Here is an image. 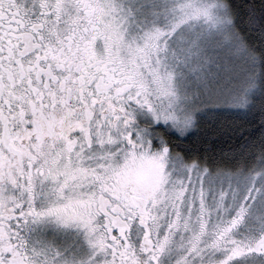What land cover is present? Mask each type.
<instances>
[{
  "label": "snow or ice",
  "instance_id": "1",
  "mask_svg": "<svg viewBox=\"0 0 264 264\" xmlns=\"http://www.w3.org/2000/svg\"><path fill=\"white\" fill-rule=\"evenodd\" d=\"M0 264H264V0H0Z\"/></svg>",
  "mask_w": 264,
  "mask_h": 264
}]
</instances>
